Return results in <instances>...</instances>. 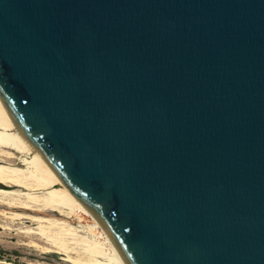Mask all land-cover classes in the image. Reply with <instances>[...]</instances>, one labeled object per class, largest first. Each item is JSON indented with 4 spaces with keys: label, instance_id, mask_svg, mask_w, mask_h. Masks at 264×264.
Instances as JSON below:
<instances>
[{
    "label": "water",
    "instance_id": "obj_1",
    "mask_svg": "<svg viewBox=\"0 0 264 264\" xmlns=\"http://www.w3.org/2000/svg\"><path fill=\"white\" fill-rule=\"evenodd\" d=\"M0 100L126 264H264V0H0Z\"/></svg>",
    "mask_w": 264,
    "mask_h": 264
},
{
    "label": "bare ground",
    "instance_id": "obj_2",
    "mask_svg": "<svg viewBox=\"0 0 264 264\" xmlns=\"http://www.w3.org/2000/svg\"><path fill=\"white\" fill-rule=\"evenodd\" d=\"M0 185L1 217L26 220L29 225L20 232L45 243L31 240L30 247L63 255L64 264H126L103 225L57 178L1 100ZM0 227L11 229L6 224Z\"/></svg>",
    "mask_w": 264,
    "mask_h": 264
},
{
    "label": "rangeland",
    "instance_id": "obj_3",
    "mask_svg": "<svg viewBox=\"0 0 264 264\" xmlns=\"http://www.w3.org/2000/svg\"><path fill=\"white\" fill-rule=\"evenodd\" d=\"M0 187L4 186L0 185ZM3 209L4 208L0 206V210ZM1 224H6L8 227L10 226L11 229L8 231L0 227V261H10L16 264L35 263L38 261H46L52 264H64L63 255L57 253L45 254L28 245L31 240H36L42 244L45 243L36 237L30 238L20 232L21 229L29 225L26 220L13 221L5 219L0 215V226Z\"/></svg>",
    "mask_w": 264,
    "mask_h": 264
}]
</instances>
